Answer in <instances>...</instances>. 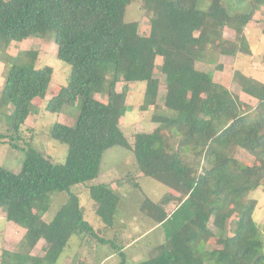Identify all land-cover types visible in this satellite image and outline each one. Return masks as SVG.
<instances>
[{
  "label": "trees",
  "instance_id": "1",
  "mask_svg": "<svg viewBox=\"0 0 264 264\" xmlns=\"http://www.w3.org/2000/svg\"><path fill=\"white\" fill-rule=\"evenodd\" d=\"M133 3L148 18L146 34L138 22L126 20ZM261 9L264 0H0V62L7 67L0 114L11 132L0 139L20 140L33 102L44 100L53 73L48 65L35 66L36 51L10 56L13 42L51 35L55 57L68 66V75L43 109L74 119L72 125L56 122L50 128L51 139L66 146L63 163L37 152L29 136L19 172L0 166V210L7 222L25 227L16 248L0 252V264H85L84 253L99 250H108L115 264H264L253 218L257 203L250 197L257 188L264 192V82L233 72L232 81L255 101L244 109L237 95L196 68L217 56H253L245 31ZM225 29L233 31L231 45ZM260 34L264 37V28ZM157 58L165 63L162 79L156 76ZM130 84L143 85L140 110L149 112L154 125L131 139L120 124L130 110ZM114 147L132 156L134 172L95 184L104 154ZM241 151L249 164L237 158ZM134 173L167 190L151 200L140 193ZM115 182L140 193L139 201L129 200L140 224H148L126 241L117 229L132 228L135 216L123 225L120 214L128 198ZM59 193L65 199L48 219ZM153 228L162 230V243L147 259L129 263L125 248ZM214 238L216 248L210 249ZM40 240L43 254L32 255Z\"/></svg>",
  "mask_w": 264,
  "mask_h": 264
},
{
  "label": "rangeland",
  "instance_id": "2",
  "mask_svg": "<svg viewBox=\"0 0 264 264\" xmlns=\"http://www.w3.org/2000/svg\"><path fill=\"white\" fill-rule=\"evenodd\" d=\"M224 5L230 11L234 10L230 6L229 1H224ZM239 9L244 10V6ZM126 20L130 22H138L140 33L146 34L148 32V18L141 12L138 4L133 3L129 6L126 14ZM263 28L264 9H261L254 15L253 20L250 22L245 31L253 56L247 57L238 55L235 58L217 56L214 63L196 64V68L198 70L209 72L212 75L214 82L219 84L222 88L237 95L244 109L253 107L255 101L240 91L237 84L232 81V74L235 70H239L242 73L251 76L260 82H264V37H262L260 34V31ZM223 35L226 44L231 45L234 40L233 31L225 29ZM23 51H36L37 59L35 62V66L39 67L42 65H48L52 68L53 73L51 84L46 93V96L44 97V100L42 99V101H40L39 99H37L33 102L34 107L25 122V127L21 129V132L19 133L20 140H18L17 142L15 140L12 141V143L17 144V148H13L11 146L12 143L6 142L8 138H5L4 140L0 139V166L12 173H18L21 169L24 156L22 148L25 147L24 142H27L24 140L29 136H31L32 138L28 142H31V146L37 152L41 153L47 158L52 159L54 162L63 163L66 155V146L61 145L51 139L49 135L50 128L56 122L68 125H72L74 123V119L71 116L69 117L67 114H50L43 109L47 99L54 95L59 87L66 84L68 75V66L55 57L56 48L53 44L51 35L43 39L30 38L21 42H13L7 48V53L10 56H15L17 53ZM164 65L165 63L162 59H156V76L160 79H162V75L160 74V72L163 69ZM219 65L221 66V69H218V67H216ZM5 68H7L5 67V64L0 62V91L5 80ZM122 86L123 82H119L116 85V90L120 91ZM129 87L130 92L128 96V105L130 106V110H127V112L124 114L123 118L120 120V124L122 126L124 134L129 139H131L135 132L150 131L154 127V125L149 120V112H143L140 110L143 85L130 84ZM163 90V84H161L158 95V103L162 102L164 92ZM95 98L105 101L104 96L96 95ZM79 105L80 100L76 101L75 106L69 109L72 114H74L75 111L79 109ZM4 111L5 114H7L10 111V108H6L4 109ZM4 122V115L0 114V135H10L11 132L9 133L6 131L7 129L4 125ZM236 156L240 160V162L244 164H249L251 162L250 157L242 151L238 152ZM101 168L102 170L99 177L93 182L95 184L101 182L106 184L111 183L113 180L124 176L127 172H134L133 158L129 153L122 151V149L120 148L114 147L106 151V153L104 154L102 158ZM135 175H138L139 177L137 178V181L140 186V193L150 198L151 200L158 199L167 190L164 186L149 178L140 176V174ZM115 183L111 184L110 186L113 187ZM116 185V187L119 188L117 189L118 192L123 195V197L127 195L128 198L127 201H124L128 207L123 204L125 214H120L121 217L124 218L123 225H128L130 223L129 219L132 216H135V221L132 228L126 226V228L124 227L117 229L118 231L120 230V232L118 233H120L122 240L126 241L130 237H133L138 233H144L145 230H147V226L145 227V225L148 224L144 222L140 224V215L139 213L136 214V206H133L132 203V200L139 201L140 199H142L140 193H138V191L132 190L127 184H120L119 182V184L116 183ZM83 190L84 189L81 187L76 188V191L79 192H83ZM62 195L63 194L60 193L54 195L55 201L50 205V208L46 214L48 219L55 213L58 206L63 203L65 197H63ZM250 197L257 203L253 218L255 223L258 225L260 232L259 236L264 244V192L260 188H257ZM81 203H87V198L81 197ZM87 207L88 212L92 213L94 207L90 206L89 204L87 205ZM171 208H173L172 205L169 206V209ZM86 219L90 221V217L86 216ZM24 231L25 227H18L11 222H7L5 220L4 210H0V252L2 250L13 251L20 241ZM162 241L163 233L160 228H153L152 230L146 232L142 237L129 244L125 248L127 261L129 263H133L147 259L153 254L152 249L158 244L162 243ZM44 247V242L40 240L36 247L32 250V255H42ZM208 248H216L215 238L210 240ZM107 254H109L108 250H99L94 254H92V252H86L84 253L82 258L85 261V264H115L116 258H111L107 256ZM262 254L264 256V246L262 248ZM64 264L68 263L66 262Z\"/></svg>",
  "mask_w": 264,
  "mask_h": 264
}]
</instances>
